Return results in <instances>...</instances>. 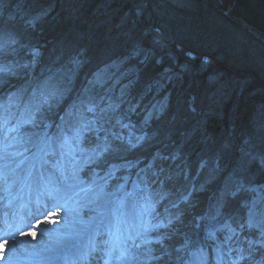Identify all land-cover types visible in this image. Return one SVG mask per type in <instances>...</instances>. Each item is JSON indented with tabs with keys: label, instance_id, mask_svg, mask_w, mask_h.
<instances>
[{
	"label": "trees",
	"instance_id": "16d2710c",
	"mask_svg": "<svg viewBox=\"0 0 264 264\" xmlns=\"http://www.w3.org/2000/svg\"><path fill=\"white\" fill-rule=\"evenodd\" d=\"M141 2L0 0V29L9 37L0 48V65L6 66L0 73V93L3 86L16 85L19 76L29 71L32 55H41L34 74L38 81H48L46 92L56 100L52 99L56 113L77 99L82 100L83 110L86 104H93L98 127L104 129L99 133L101 138L108 135L112 139L113 133L142 138V143L131 149L116 141L120 151L117 157H109L110 161L120 163V157H125L121 163L152 161L167 201H176L191 189L188 203L178 208L180 217L173 226L181 239L194 233L195 216L206 207L213 210L224 204L223 215L239 220L252 193L234 195L238 185L261 187L264 195V65L258 61L259 54L264 56V47L257 45L260 51L249 48L246 37L250 51L239 70L232 69L237 65L219 62V71L208 74L200 73L198 62L186 60L173 47V62L167 63L163 56L156 58L160 53L155 47H148L154 54L148 53V57L143 50L123 45L132 30L128 24H114L120 29L116 32L104 24L113 21L118 12H133ZM115 4L118 10L113 12ZM225 4L232 5L234 18L264 34V0H228ZM178 6L177 12L166 16L170 27L181 37L187 33L195 38L196 31L204 32L202 23L209 22L211 17H206L210 11L205 15L197 6ZM211 11V16H216ZM145 16L141 15L142 20ZM212 27L217 34L224 32L222 24ZM237 32L242 33L225 18L226 36ZM201 39L200 45L205 38ZM228 41L232 39L225 43ZM109 43L120 48L112 59L101 47ZM182 47L196 53L187 44ZM227 74L244 81H239L240 86L236 85L225 103L223 78ZM151 98L160 101L158 114L146 110ZM47 119L42 115V120Z\"/></svg>",
	"mask_w": 264,
	"mask_h": 264
},
{
	"label": "rangeland",
	"instance_id": "374dc122",
	"mask_svg": "<svg viewBox=\"0 0 264 264\" xmlns=\"http://www.w3.org/2000/svg\"><path fill=\"white\" fill-rule=\"evenodd\" d=\"M129 1L131 2V0H128V4H129ZM227 1L228 0H142V2L139 5H137L136 7L132 9L133 12H129L131 9L129 11H126V13L118 12L117 14L114 15L113 21L110 20L104 24H106L108 29L112 30L114 28V32L120 30V29L116 30L115 27L113 26L114 24L115 25L121 24L122 27L128 24V26L131 27L132 30H130L131 32L129 33V37H127V41L123 43V45L132 46L137 50H143L145 51V53L147 52L148 57H150L149 54L154 55L148 49V47H155L157 48L156 51L159 50V53H160L159 55L156 56V58L163 56L167 63H169L170 61L173 62V60H175V57L172 54L171 47H173L178 52L177 47L184 49L182 47L183 44H187L194 51H196V53L195 52L192 53L191 51L184 49L196 56V59L192 62H198L197 66L199 68L198 71L200 73L208 74V72L211 73V70H215L216 72L219 71V68H218L219 62L221 63V65L224 63V64H227V66L232 63L234 65H237V66H233L232 69L239 70V68L243 66V63H245V61L247 60L246 55L250 51V49H246V45H245L247 41L246 37L249 38V48L253 47L255 49H258L257 45L264 47V42H262L253 33H250L249 35L246 34L247 36H243L242 35L243 31L238 27L237 29L240 30L242 33H238V32H237L238 34L229 33L228 36L229 38L232 39V41L230 42L228 41V43H225V41L229 39L225 34V18L227 19L229 24H231L232 26L235 25L234 23L231 22L232 21L231 18L229 19L227 16V13H230L232 17V14H231L232 5H229V6L226 5L225 3ZM181 4H184L185 7L187 8L192 7V6H197L198 8H200L198 11L202 12L203 14H205V11L212 12L211 10H213L214 13L212 14H215L216 16L212 17L211 13L207 12L208 14L206 13L207 14L206 18H209V17L211 18L209 19V22L207 23L204 20L205 16H202V19L204 20V23H205V24L202 23L203 25L202 29L204 30V32L196 31L195 38L190 37V35H188L187 33H184L183 37H181L178 34V32L174 30V27L173 28L170 27V25L167 23V17H166L167 15H169L170 17L175 12H177L178 9H180L178 5H181ZM96 5L99 6V2H97ZM117 5L115 4L116 7L113 6L112 8L113 12L115 10H118ZM133 5H134V2H133ZM201 8L202 9L205 8L204 12L202 11ZM210 8L211 10H209ZM91 14L95 15L93 12H91ZM141 15L142 17L146 15L145 16L146 19L142 20ZM216 24H222L224 32H218V34L215 33L214 27L212 26ZM134 27H136L135 30H134ZM195 29H199V28L195 27ZM155 31H157L159 34L155 35ZM203 33H205V35L201 36V34ZM206 36H209V37H206ZM203 37L205 38V40H203V44L200 45L201 43L200 40H202L201 38ZM182 38L184 39L183 41L185 42L182 41ZM206 40L209 43H207ZM218 42H220L221 44H217ZM114 46L115 45H113L112 43H109L106 47L101 46L105 51L108 52V56L110 59H112V57L114 58L115 54L120 49L118 48V45H116L115 49L112 48ZM256 54L257 53L255 52V56ZM261 55L260 54L258 55L259 56L258 61H260V63L264 65V56H261ZM184 58L188 61H191L187 59L186 57ZM103 59H107V58H103ZM30 60L32 61L31 65L33 66H36L37 63L40 64V59L36 55L35 56L32 55L29 61ZM102 76H104V74ZM35 78L37 80L39 79V77L37 76H35ZM240 80L244 81V79L235 78L232 74H227L223 78V82H225V88H227L226 96L225 98H223L225 103L228 102L229 100L228 97H230L234 89L237 88L236 85L241 84L242 81L239 82ZM39 81L42 82V79ZM39 81L37 82V84L39 85H37L36 88H38V90H42L41 88L45 89V84L47 81L44 82L45 84L41 86H40ZM97 82L99 83L100 81H97ZM11 94L12 93L5 94L3 98L0 100V105H2L1 103L5 100V105L3 106L5 108L9 106V109L16 111L17 114H21V115H17L14 117H17L18 120L22 122L23 120H20V119H23L22 112L26 110V105H28V107L31 108L33 107V104H30L29 102L26 103L27 102L26 98L24 100V98L21 96L18 98L14 96L13 98ZM21 101L26 104L22 103ZM13 103H16V105H14ZM23 104H24V107H23ZM32 114H35V112L34 111L25 112L24 119H28L29 115H32ZM13 128L14 126H12V124L8 128L5 125L0 127V130H4L5 131L4 135H6V137L4 138V142L6 146L5 148L2 149L3 154L1 155V158H0V165H4L8 159L12 161L11 163H15V164L19 163L18 164L19 166H23L24 163L28 162V160L33 161V163L36 162V160L37 161L40 160L39 164H41L42 166L43 170L41 174L43 175H46V174L48 175V172L46 171L48 164H52V167L54 166V168L56 169L60 168L62 170H65V172H59L57 170V172H59L61 175H63L64 173V177H68L66 171L71 170V172H74L75 176L78 177V178H73L75 181L73 182L72 186H74V184L76 185L81 184L83 188H85L88 191L86 196L81 194L79 196V199H84V198L87 199V197L89 198L88 201L86 200L87 203L84 204L85 206L80 205V206L74 207L72 205V207L67 208V211H60V212H64L62 216L54 215V217L53 216L50 217L49 220L39 225L40 227L36 231L29 234L28 235L29 237H27L25 240L23 239L20 241L22 248H23L22 252L31 251L30 248L25 246V242L34 241V239H36L39 242V244L42 246L38 249L47 248L51 250L50 247L51 245L54 244L53 241L55 240L51 241L50 239H48L49 234L50 232H54V226H56L57 223H59L60 221L58 218L65 219L64 214H66V212H68L69 214H74L76 218L83 221L85 224L89 223V221L90 222L93 221V223L98 222L99 221L97 220L98 216L99 214H102L103 212L99 208L96 207L97 205L95 206L93 203H91V205L89 206H86V205L88 204L90 200L98 199L99 194L100 193L102 194L103 192V195L108 199L105 202H101L102 206L107 207L105 215L107 214L108 215L105 217V221H108L110 217L113 220V222L115 219L116 223H120V221L122 220L123 222L124 220H127L129 223L130 221L136 220L137 230L140 233H142L141 242L143 243V247H140L138 249H135V247L133 248V250L129 254L130 259L127 262V264H149L148 259L150 258V256H145L143 254L145 249L149 247L152 248L153 250L158 249V254H161V252L159 251V245L154 244V243L153 244L144 243L146 237L148 239H155L154 233H145L144 231L145 227L148 224V221H151L152 224H156L160 220L158 219L156 215V212H157L156 205L152 203L151 201L149 202L148 198L143 196V194H147L149 190V189L147 190L146 186L140 187L139 183L137 182L135 178H131V180L128 182L129 177H126L124 174L122 176L123 182L121 181V184L119 185L117 184L114 189H110L109 183L110 181L113 180V178H107V184L105 185L106 172L103 173L97 170H91L89 172H85L84 170L85 164L81 161V154L79 152L73 153L72 151L69 150L65 152L66 157L63 160L61 159V157H59L58 154H52V151H51L52 146L55 149L61 148L60 147V143H62L61 133L58 132L59 134L57 135V137H55L56 143L54 142L51 146V149H50L51 154H47V151L40 152L37 144L34 147L28 149L27 141L22 142V140H26L27 138L20 139L23 135L18 130L15 131V129ZM22 131H24V129H22ZM49 137L51 136L49 135ZM83 148L87 149L86 147H83ZM17 158H22V159L17 160ZM50 161L52 163H50ZM31 167L32 165L30 166V169ZM34 169H37L36 166H34ZM125 169L127 171L129 170L128 168H125ZM52 176L55 178V180H57L59 175L58 173L57 174L55 173V174H52ZM114 178H116V175ZM18 179L19 178H17L16 180ZM140 180L143 183V180L142 179ZM37 183L39 186L42 187V189H44V187L41 185L39 176H38ZM128 184H129L128 186L129 191L125 195L124 187ZM49 186L50 185H46V188ZM101 187H103V191H101ZM253 191H254L253 197L261 196V193L260 191H258L257 188L254 189ZM47 192L50 193V191L48 190ZM132 194H134L136 199H133L131 203H128L129 201H128L127 195L130 196ZM253 197H250V201ZM150 204L154 206H150ZM87 208H91L93 210L97 209V210H94L96 212H92L91 215L86 217V215L84 216L83 212H85ZM71 219L72 218L69 217L68 221L73 222V220ZM243 219L245 221L246 213ZM84 230L85 229H83V231ZM111 230H114V226H112ZM171 230H173V228ZM161 231H164V230H161ZM63 235L68 236L69 238L68 240H72L76 234L73 235L69 233H63ZM241 241H244V239H241ZM55 242H57L56 244L60 243L58 241H55ZM64 243L65 241L62 244ZM54 251H52L53 253L51 254L54 255L55 254ZM134 256L138 257V259H132V257ZM155 260L156 259H154V261Z\"/></svg>",
	"mask_w": 264,
	"mask_h": 264
},
{
	"label": "snow or ice",
	"instance_id": "6c2138e0",
	"mask_svg": "<svg viewBox=\"0 0 264 264\" xmlns=\"http://www.w3.org/2000/svg\"><path fill=\"white\" fill-rule=\"evenodd\" d=\"M4 71V67L0 65V73H3ZM89 111L93 112L94 109L89 108ZM26 123L38 127L35 123L34 115H29ZM118 123L120 122L118 121ZM122 127L127 128L128 125H122ZM101 131H104L103 127H97L95 120L88 122L81 121L70 129V136L62 133V143H60V147H69L73 153L79 152L81 154V161L85 165L100 166L103 164H109V157L118 156L120 148L117 146L116 141H119L120 145H124L128 149L142 143L141 137L132 134H129L127 138H125V136L119 133H113L111 134L112 139H109L108 135L101 138L99 135ZM87 133H96V142L90 144L87 149H85L81 147V145L84 143ZM36 135V143L40 152L47 151V154H51L50 149L52 144L56 142V139L49 137L47 131ZM29 141L31 142V137H29ZM121 167H124V165L118 166L116 164H109L105 174V185L107 184V178H114L116 172L120 171ZM261 167H264V162H261ZM73 178H78L75 176V173L73 174ZM237 189L238 190L234 192V195H238L239 192L253 190L246 189L243 185H238ZM101 191H103V187H101ZM166 197V193L161 195V199H165ZM148 200L150 202L151 197H149ZM186 200L187 197H184V201L182 202H186ZM150 206L154 205L150 204ZM173 206L178 207V205ZM225 206L226 205L224 204H220L215 208L214 212L210 211L204 216H201L200 221L195 225L197 229L203 230L205 234L204 244H201L199 240L194 242L188 237L180 240L179 231L171 230V227L175 222L171 214L164 216L156 224H152L151 221H148L144 231L145 233H154L155 239H148L146 237L144 243H154L159 245V251L163 253V255L160 257L152 255L153 249L150 247L146 248L143 254L145 256H150L151 259H159L163 261L164 256L171 255L168 251V248L171 247L176 253L184 254L178 255L177 257L180 264H208L205 256V245L208 242H211V246H213L218 253L217 264H251L254 254L264 250V195L253 197L251 201H246L244 203L246 219L243 224L238 226V228H233L229 223L220 222V217L223 215V209ZM239 230H247V232L252 234L255 238L241 241ZM220 234L223 235L222 240H220ZM196 235L199 236V233ZM176 244H179L180 246L176 247ZM0 245L5 247L6 258L7 241L0 240ZM133 246L137 248L143 247V245H136L135 242L133 243ZM114 252L115 249H113L109 255L120 262V264H127L130 258L126 252H121L119 255L112 256ZM132 259H138V257L134 256ZM261 264H264V262H261Z\"/></svg>",
	"mask_w": 264,
	"mask_h": 264
},
{
	"label": "bare ground",
	"instance_id": "6f19581e",
	"mask_svg": "<svg viewBox=\"0 0 264 264\" xmlns=\"http://www.w3.org/2000/svg\"><path fill=\"white\" fill-rule=\"evenodd\" d=\"M228 18L230 19V17H228ZM233 18L231 19L232 20L231 22L235 24L234 27L236 29L239 27V24L240 25H247V24L243 23L241 20H238L236 18L233 19ZM0 20H1V17H0ZM248 26H250V25H248ZM1 31H2V29H0V44H5L4 33H1ZM242 31L244 34H247V35L250 34V32H248L246 30H242ZM206 37H209V36H206ZM207 43H209V42H207ZM3 46H5V45H0V47H3ZM4 67H6V66L4 65ZM31 70L32 69H29L28 72L24 73V75L23 74L20 75L19 76L20 79L17 80L16 85L15 84H9V87L3 86V88H5L9 93H12V97H14V96L20 97L21 96L24 99L26 98L27 103L29 102L30 104H33V107H31V109H32L31 111L35 112V114H32V115L35 116L36 125H38V121H40V122L42 121V115H44V116L46 115L49 120L56 122V125L54 127L53 126L51 127V130L49 131L50 133L51 132H53V133L59 132L61 134L63 133L64 135L70 136L71 132L69 131V129H71L73 126L77 125L78 123L73 122L72 120H69V119L63 120L62 118H60L61 116L59 117V113L55 112L56 108L53 105L54 104L53 100H55V99H53L51 97L52 96L51 94L47 93V92H49L48 90L46 92L47 93V95H46V93H45L46 90H43V89L38 90V88H35L34 85L37 86L39 84H37V81L32 79ZM12 85L13 86L15 85L16 88L10 87ZM238 86H240V85L238 84ZM60 96H61V93L58 94V98H60ZM54 98L57 99V95L55 93H54ZM146 110L151 111L155 114H158L159 110H160V101L159 100L157 101L155 98H151V100L148 102V104H146ZM24 114L25 113H23V115ZM2 118H3V114H2V112H0V120ZM77 119L81 120V118H79V117H77ZM12 126H14L15 131L18 130L23 135L20 139L27 138L29 141V137H31V142H32V144H35V145L37 144L36 143V141H37V135L36 134L43 133V131L39 132V130L37 129L38 127H34L31 124L24 125V124L14 123V124H12ZM23 126L26 127L25 129L27 130V134H24V133H26L25 130L22 131ZM5 137H6V135H4V132L0 131V138H5ZM56 137H57V135H56ZM86 138H88L89 140L92 141V142H90V144H94L96 142V133H87ZM69 150H70L69 147L55 149L52 146L51 151H52V154H58L59 157H63V153H65ZM123 160H125V157L119 158L120 162ZM30 164H31V160H29L25 166H29ZM109 164H117V162L113 163V161L109 160ZM109 164L100 165V170H101V167H103V169L107 172ZM22 167L24 168V166H22ZM85 167H88V166L85 165L84 168ZM51 168L55 170L56 174H57V170L58 171L60 170V168L56 169V168H54V166ZM45 179H46L48 184L53 185L51 188V191L53 192V195H52L53 196V203H52V207L50 210L51 211L50 217H52V216L54 217V215L62 216V214L64 212H60V211H67V208L72 207V205L74 207L80 206V205L85 206L84 204L87 203L86 200L88 201V199H89L88 197H87V199H85V198L79 199V196L81 194L86 196L88 191L85 188H83V186L81 184H77V185L74 184V186H72L73 182L75 181L73 179V175H70L65 179H64V176L62 179H61V177H58L57 178L58 181H54L52 179L51 175L48 174V175H46ZM77 199H79V200H77ZM107 200L108 199L103 195V192H102V194L101 193L99 194L98 199L90 200L87 205L89 206V205H91V203H93L95 206L97 205L96 207L99 208L105 214L107 207L102 206L101 202H105ZM180 208H181V206H180ZM94 210H97V209H94ZM94 210L91 209L90 211L96 212ZM90 211L87 209L85 211V214L86 213L90 214L91 213ZM210 211L213 212L212 210H209L206 207V209H204L201 212V214L204 216L206 213H209ZM176 214H180V213H178V209L176 211ZM64 215H65L64 216L65 219L58 218L60 221H59V223H57L56 226H54V232H50V234H49L48 239H50L51 241L55 240V241H58L61 243V244L60 243L56 244L57 242L53 241L54 244L51 245V247H50L51 251H54L56 249H60V248H62V246L63 247L67 246L68 244L72 243L74 241V239L78 240L81 237L85 236V234L89 231L95 232V230H97V229L91 227V225L93 226V221H91V222L89 221V223L85 224L83 221L76 218L74 214H69L68 212H66V214H64ZM58 216H56V217H58ZM46 217H47V215L44 216V218H46ZM69 217L72 218L71 220H73V222L68 221ZM98 217L102 218L103 216H101V214H99ZM48 220H49V218H48ZM110 223L111 222H108V224H110ZM83 229H85V230L83 231ZM63 233H69V234H73V235L76 234V235H75V237H73L72 240H68L69 239L68 236L63 235ZM95 235H96L95 233H91V236H95ZM99 236H101V235L98 234V236L93 238V239L96 240L97 238H99ZM101 238H102V236H101ZM64 241H65V243L62 244ZM134 242L136 245H142L141 241L139 239H136ZM25 244L28 245L27 247H29L31 250H36V249L42 247L36 239H34V243H33V241H28ZM103 244L104 243L102 242L101 246H103ZM135 249H138V248L135 247ZM51 253H53V252H50V254ZM260 254L264 257V252H261ZM36 255H39V254L32 255V257H35ZM116 255H119V254L118 253L112 254V256H116ZM152 255H154L156 257H160L163 255V253L158 254V249H155V250H153ZM171 257H172V255L164 256L163 261H161L159 259H156L154 261V259H151V257H150L148 259V261H149V264H163V263L180 264V262H171L172 259L170 260V262L165 261L167 259H170ZM48 259L49 258L46 257L43 259V261H48ZM112 259H114V258H112ZM113 264H120V262H118L117 260L114 259Z\"/></svg>",
	"mask_w": 264,
	"mask_h": 264
},
{
	"label": "water",
	"instance_id": "95a60500",
	"mask_svg": "<svg viewBox=\"0 0 264 264\" xmlns=\"http://www.w3.org/2000/svg\"><path fill=\"white\" fill-rule=\"evenodd\" d=\"M227 16L230 17L231 19L233 18V17H231L230 13H227ZM239 27L242 30H246V31H248L250 33L255 34L262 42H264V40H262V39H264V34L261 33L260 31L254 29L253 27L248 26V25H240L239 24ZM158 34L159 33L157 31H155V35H158ZM177 50H178V52L180 54H182L184 57H186L187 59H189L191 61H194L196 59V56L195 55H193L192 53H190V52H188V51H186V50H184L182 48L177 47Z\"/></svg>",
	"mask_w": 264,
	"mask_h": 264
}]
</instances>
